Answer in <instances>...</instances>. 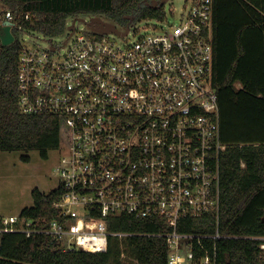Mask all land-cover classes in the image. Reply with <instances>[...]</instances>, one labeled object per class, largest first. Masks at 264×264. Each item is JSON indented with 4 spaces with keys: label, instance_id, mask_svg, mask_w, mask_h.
Wrapping results in <instances>:
<instances>
[{
    "label": "built area",
    "instance_id": "1",
    "mask_svg": "<svg viewBox=\"0 0 264 264\" xmlns=\"http://www.w3.org/2000/svg\"><path fill=\"white\" fill-rule=\"evenodd\" d=\"M174 17L172 7L126 24V34L77 33L43 46L5 11L1 26L8 20L20 33L21 110L59 116L69 138L58 148V217L0 215V245L22 232L46 234L63 251H106L112 237L133 234L114 228L118 217L163 218L170 229L148 235L166 238L169 264H217L219 229L179 230L221 208L228 144L214 83V0H190Z\"/></svg>",
    "mask_w": 264,
    "mask_h": 264
},
{
    "label": "trees",
    "instance_id": "2",
    "mask_svg": "<svg viewBox=\"0 0 264 264\" xmlns=\"http://www.w3.org/2000/svg\"><path fill=\"white\" fill-rule=\"evenodd\" d=\"M157 2V3H156ZM14 11L27 32L48 37L63 34L68 19L80 14L106 15L122 25L164 16L162 0H0V26L5 11ZM30 14V18H26ZM3 44L0 38V152L39 150L43 158L69 138L57 115L21 110L18 67L20 33ZM214 83L218 90L222 138L221 208L183 221L180 231L212 234L218 229L217 264H264V0H214ZM61 188L32 191L33 204L20 214L58 217L54 201ZM116 229L133 234L110 239L106 251H63L46 234L10 232L0 245V264H169L163 218L118 217ZM212 249L213 240L205 239ZM196 248V255L203 254Z\"/></svg>",
    "mask_w": 264,
    "mask_h": 264
},
{
    "label": "rangeland",
    "instance_id": "3",
    "mask_svg": "<svg viewBox=\"0 0 264 264\" xmlns=\"http://www.w3.org/2000/svg\"><path fill=\"white\" fill-rule=\"evenodd\" d=\"M190 0H166L163 10L175 8V19L181 15L182 9ZM73 25V29L69 27ZM128 27L106 15L80 14L68 19V28L58 36L48 37L40 32L25 33L29 43L50 46L52 42L66 45L77 33H100L120 35L128 33ZM23 151L0 152V215L19 214L33 202L32 191L39 188L51 192L60 184L57 166L61 157L60 150L50 151L48 158H43L39 150L28 152L30 160L25 161ZM24 206V207H22ZM184 245L183 252L187 248Z\"/></svg>",
    "mask_w": 264,
    "mask_h": 264
},
{
    "label": "water",
    "instance_id": "4",
    "mask_svg": "<svg viewBox=\"0 0 264 264\" xmlns=\"http://www.w3.org/2000/svg\"><path fill=\"white\" fill-rule=\"evenodd\" d=\"M166 0H162V3H164ZM157 3V2H156ZM11 22L6 20L4 21L3 25L0 27V38L2 40V43L7 45L12 43L15 40V35L11 30ZM73 25H71L69 28L73 29Z\"/></svg>",
    "mask_w": 264,
    "mask_h": 264
},
{
    "label": "crops",
    "instance_id": "5",
    "mask_svg": "<svg viewBox=\"0 0 264 264\" xmlns=\"http://www.w3.org/2000/svg\"><path fill=\"white\" fill-rule=\"evenodd\" d=\"M24 206H26V205H24ZM24 206H22V207H24Z\"/></svg>",
    "mask_w": 264,
    "mask_h": 264
}]
</instances>
